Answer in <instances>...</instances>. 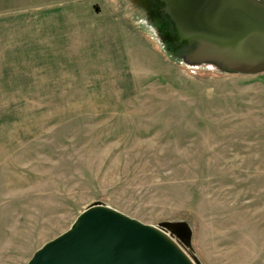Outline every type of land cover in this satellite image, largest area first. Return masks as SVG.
I'll return each instance as SVG.
<instances>
[{"label":"rangeland","instance_id":"rangeland-1","mask_svg":"<svg viewBox=\"0 0 264 264\" xmlns=\"http://www.w3.org/2000/svg\"><path fill=\"white\" fill-rule=\"evenodd\" d=\"M151 18L140 0H0V264L94 203L187 223L200 264H264V73L187 63Z\"/></svg>","mask_w":264,"mask_h":264},{"label":"water","instance_id":"water-1","mask_svg":"<svg viewBox=\"0 0 264 264\" xmlns=\"http://www.w3.org/2000/svg\"><path fill=\"white\" fill-rule=\"evenodd\" d=\"M140 1L143 7L158 3L172 24V40L190 50L187 63L209 62L244 75L264 73V0ZM191 239L187 223L155 227L94 203L27 264H200L184 252Z\"/></svg>","mask_w":264,"mask_h":264},{"label":"flooded vegetation","instance_id":"flooded-vegetation-1","mask_svg":"<svg viewBox=\"0 0 264 264\" xmlns=\"http://www.w3.org/2000/svg\"><path fill=\"white\" fill-rule=\"evenodd\" d=\"M143 8H145V10L148 12V15L153 16V18H151V22H170L168 18L162 13L161 7L158 6V3L150 1V5ZM163 36V39L168 41L169 38L172 39V37H174V31L168 29L163 33Z\"/></svg>","mask_w":264,"mask_h":264}]
</instances>
